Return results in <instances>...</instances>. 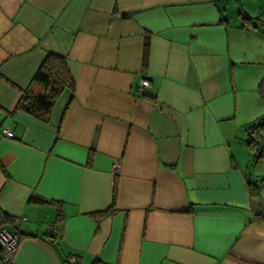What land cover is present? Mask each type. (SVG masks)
<instances>
[{"label": "crops", "instance_id": "1", "mask_svg": "<svg viewBox=\"0 0 264 264\" xmlns=\"http://www.w3.org/2000/svg\"><path fill=\"white\" fill-rule=\"evenodd\" d=\"M228 8L0 0V227L19 238L11 264H264V152L254 165L246 141L264 113V33ZM49 53L67 59L74 88L41 121L19 101L42 91L32 81ZM115 183L116 211L97 221Z\"/></svg>", "mask_w": 264, "mask_h": 264}, {"label": "trees", "instance_id": "2", "mask_svg": "<svg viewBox=\"0 0 264 264\" xmlns=\"http://www.w3.org/2000/svg\"><path fill=\"white\" fill-rule=\"evenodd\" d=\"M241 18V27H248L250 29H256L264 33V19L250 17L243 12H238ZM148 35L145 38V51L144 56L148 50ZM33 83L38 84L42 87L41 92H33L32 90H27L23 92L21 99L19 101V108L30 114L41 121H47L51 108L55 100L59 95L65 90L69 89L73 92L74 81L69 72L67 59L61 55L49 53L45 56L44 60L40 64L36 73L33 76ZM258 93L260 99L264 103V76L258 84ZM247 132L249 139L247 140V146L250 150L256 151V155H253L252 162L257 164L264 152V138L262 133L264 132V113L259 116L256 120L250 122L247 126ZM258 140V141H257ZM264 180V179H262ZM249 191L251 196L259 197L258 185L253 182H249ZM115 197H116V183L114 184L112 202L111 205L103 210L92 214L97 221L106 217L113 215L116 211L115 207ZM34 202H39L40 200L31 197ZM1 218L5 221L11 222L12 218L5 213H1ZM55 223V222H54ZM4 226V225H2ZM57 229H49V236L55 237ZM4 263V262H3ZM5 264V263H4ZM91 264H109L96 258Z\"/></svg>", "mask_w": 264, "mask_h": 264}, {"label": "built area", "instance_id": "3", "mask_svg": "<svg viewBox=\"0 0 264 264\" xmlns=\"http://www.w3.org/2000/svg\"><path fill=\"white\" fill-rule=\"evenodd\" d=\"M150 85V81L148 79H142L139 83L138 89L143 92ZM2 135L5 138L11 139L13 138V133L7 129H2ZM114 170L117 169V165H114ZM49 229H57L56 223H50L48 226ZM18 236L10 232L5 226L0 227V258L5 264H11L16 246L18 243Z\"/></svg>", "mask_w": 264, "mask_h": 264}, {"label": "rangeland", "instance_id": "4", "mask_svg": "<svg viewBox=\"0 0 264 264\" xmlns=\"http://www.w3.org/2000/svg\"><path fill=\"white\" fill-rule=\"evenodd\" d=\"M221 1L225 3L227 2L229 4L228 14L231 17V19L233 18V20L239 19L241 21V18L238 15V12H243L244 14L250 17L255 16L253 18L264 19L263 17H261V14L264 13V0H221ZM256 16H259V17H256ZM262 105L264 107V103H262ZM248 139H249V136L247 134L246 141ZM251 153H252V159H253V155H256V151L251 150ZM261 165H262L261 167H264L263 164Z\"/></svg>", "mask_w": 264, "mask_h": 264}]
</instances>
